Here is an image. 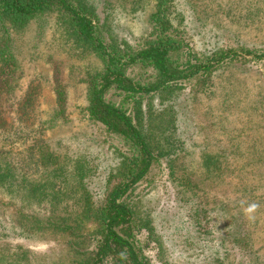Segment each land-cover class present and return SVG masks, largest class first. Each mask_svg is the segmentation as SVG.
<instances>
[{
  "label": "rangeland",
  "instance_id": "374dc122",
  "mask_svg": "<svg viewBox=\"0 0 264 264\" xmlns=\"http://www.w3.org/2000/svg\"><path fill=\"white\" fill-rule=\"evenodd\" d=\"M92 2L104 38L135 49L155 36L149 14L156 0ZM165 5L169 32L178 41L174 65L228 48L264 53V0ZM8 31L16 67L1 104L9 116L0 129V150L21 166L26 162L31 176L41 175L37 181H49L44 198L0 187V264H72L81 258L79 250L92 248L72 234L79 223L80 232L93 227L79 220L82 195L94 204L103 200L102 180L125 146L87 117L85 75L100 62L73 41L56 12ZM127 73L136 76L137 70ZM173 87L141 96L160 128L153 138L170 151L124 197L134 212L138 253L145 264H264V57L228 58ZM27 89L31 99L19 115L16 104ZM105 98L133 118L122 93L110 88ZM37 147L52 158L49 168L32 162ZM77 161L80 178L72 171Z\"/></svg>",
  "mask_w": 264,
  "mask_h": 264
},
{
  "label": "trees",
  "instance_id": "16d2710c",
  "mask_svg": "<svg viewBox=\"0 0 264 264\" xmlns=\"http://www.w3.org/2000/svg\"><path fill=\"white\" fill-rule=\"evenodd\" d=\"M169 2L170 0H156L155 7L149 14V20L156 31L155 36L137 48L130 49L114 43L111 37L109 39L102 36L104 23L101 22L92 0H0V129L7 123L9 116L1 107L4 95L11 90L6 81L15 73L16 67L10 52L8 29H18L34 16L54 11L73 41L89 50L100 62L98 68L85 75L84 110L87 117L105 131L117 136L125 146L124 151L119 152L116 166L110 168L102 180V187L106 190L103 200L94 204L85 192L82 195L79 220L82 223L89 222L93 227L80 232L83 227L79 223L72 234L81 235L92 248L87 254L85 250H79L81 258L75 259L72 264H104L107 260L112 264H145L134 243V212L124 197L144 177L157 157L167 156L170 149L153 138V131H159L160 128L150 120L152 112L148 105L143 109L141 96L152 97L160 91L172 90L178 79L202 76L228 58L247 55L264 57V53L252 54L251 50L228 48L195 58L194 61L186 57L174 65L172 53L178 48V41L169 32L171 23L164 14L165 4ZM132 68L137 70L136 76L127 73ZM110 88L122 93L126 101H131L135 120L124 108L105 98ZM31 92L27 89L21 101H17L19 115L24 114L23 109L31 99ZM56 101L59 104L57 106H60L62 97L58 91ZM57 115L55 112L54 116ZM164 140L168 138L165 137ZM38 152L33 155L30 152L32 162L45 166V169L49 168L52 158L42 154L40 150ZM20 163L10 152L0 150V187L25 197L44 198L49 177L45 176L46 180L42 182L37 181L41 175L31 176L28 164L25 162L21 166ZM81 170L77 161L72 169L75 178L81 177ZM59 227L71 228L58 225L59 230ZM75 245V242H71V247Z\"/></svg>",
  "mask_w": 264,
  "mask_h": 264
}]
</instances>
